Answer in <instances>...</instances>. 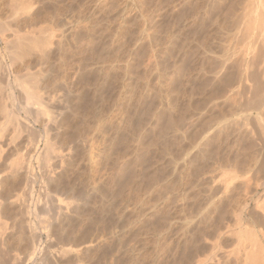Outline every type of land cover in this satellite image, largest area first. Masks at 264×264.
Segmentation results:
<instances>
[{
  "label": "rangeland",
  "instance_id": "374dc122",
  "mask_svg": "<svg viewBox=\"0 0 264 264\" xmlns=\"http://www.w3.org/2000/svg\"><path fill=\"white\" fill-rule=\"evenodd\" d=\"M28 1L13 29L54 35L12 69L38 76L48 118L14 90L28 127L12 161L35 132L52 160L32 158L27 185L12 162V257L32 246L13 227L26 202L29 264H247L264 234V0Z\"/></svg>",
  "mask_w": 264,
  "mask_h": 264
},
{
  "label": "bare ground",
  "instance_id": "6f19581e",
  "mask_svg": "<svg viewBox=\"0 0 264 264\" xmlns=\"http://www.w3.org/2000/svg\"><path fill=\"white\" fill-rule=\"evenodd\" d=\"M3 2H4L3 3L4 8L2 10H4L6 7L7 11H2V12H6V13H4V15H2L3 13L0 15V16H5L4 18L3 17L0 18V264H13L15 260H16V263H14V264H29L30 262H33V260H35V258H36L35 256H36V251H37L36 249L37 248H35L34 241H36L39 238V236H38L37 232L34 231V229L31 228V226H30L31 222L29 223V220H28L29 218L27 217V214L28 215L30 214L28 209L31 208L32 206L30 207L29 205L24 204L26 202H24L22 206L20 205V208L19 209L17 208L18 210L14 214L15 216L13 217V219H14L13 220V227H14V229H16L15 230L16 233L15 232H13V233H15L17 235V238L21 241L24 239L23 237L26 236L25 234H29L28 238L32 242V246H31L30 251L28 253H26L23 257L17 258V255H15L16 257H12V171H13L12 170L13 169L12 168V164H13L12 162L15 161L13 164L15 166L13 173L15 171H17L18 173H16V172L15 173L18 175L20 173L24 174L25 175L24 176L25 177V185H27V183H29L28 181L30 180L29 178H27V175H29L31 173V170L33 171V167L31 166L32 158L45 163V161L47 159L48 160L51 159L50 158L51 153L49 154V158H47L48 157L47 154H48V149H50L52 152V148L50 146H49L50 148L48 147V141H47V139L49 137L47 135L48 133L46 135H44L43 133H40V132L36 133L35 131L32 130L33 132H35L34 134H37V135H35L36 140L35 139L33 140V138H32L33 141H36L35 144L31 143L30 140H28V141H30L31 145L27 144L29 142L26 143L25 141H21V143L23 144V145L21 144V147H23V149L20 146L15 147V150H16L15 152H16V154H18L21 150H23L22 151L23 154H21V156L19 154L20 157L18 156L19 157L18 161L15 159L12 161V158H13L12 154L14 153V152L12 153V150H14L12 145L17 146L16 144L18 142H20V141L17 142V140L15 141V137L19 136V134H21V132L27 131V127H28V125H26V124H28L26 122L27 120L24 122L22 120L23 118L19 119V117H17L18 114L16 115V112L13 111L14 109H12L15 106V103L13 102L14 105L12 107V97L14 95V90H17V93H19L21 99L22 98L24 99L23 104L20 105L21 109H22L23 113L24 112L27 113L26 115H29L31 117V119H34V118H32L33 116H36V117L40 116L39 118H41V116H43L45 113H47L46 107H45L46 105L44 103L45 101L43 100L44 99L43 95H42L43 93L41 94L42 90L41 91L40 90L33 91V89H32L33 88L32 87V81H34L35 78H37L38 76L37 77L34 76L35 78H33V73H29L31 70H30L29 65L27 66V64L25 67H27V70L29 68V70H28L29 72H27L26 68L24 71L23 66H22V69L19 66L17 67V68L21 69L20 71H19V69L17 70L16 68H15L16 70H14V68L12 69V66H13L14 61H17L18 58L20 59L19 54L22 52V50L24 49V51H25V48L27 49V47H30L31 49L34 48V50L37 49L40 52L39 55L41 56V61H42V58L45 56L44 55V48H45L44 45L46 46L48 41H50V39L52 38L51 35H54V34L48 35L49 32L46 33V31H45L46 29L43 30V27H42V24L44 23L43 21H42L43 23L41 24L42 28L39 26V28L37 30H35V28H34L35 26L33 27V24L35 22L34 21L33 24L30 25L31 27L29 26V31H25L22 34V32H20V29L18 31L19 26L17 27V30L15 31V29H13L11 21H13L12 19H14V17L18 15L19 11H22L28 7L29 1L28 0H6V3H5V0H4ZM0 7H1V5H0ZM25 10H24V12H25ZM28 10H29V8H28ZM28 12H30V11H28ZM19 13L21 14V12H19ZM26 15H28V13ZM32 17H34V16H31V18ZM16 18H15V21H16ZM29 20H31V19H29ZM29 22L27 21V23H28L27 25H29ZM31 22H32V20H31ZM36 23H38V22H36ZM17 25H19V24H17ZM36 25H38V24H36ZM25 26H26V24H25ZM22 28H23V26H22ZM52 33H53V31H52ZM56 35H55V37H56ZM50 36H51V38H49ZM38 51H37V53H39ZM26 52H23V53H26ZM22 58L24 59V57H22ZM41 61L39 60V62H41ZM15 64H17V63H15ZM39 64L43 65L42 63H39ZM30 74H32V75H30ZM36 83H35V86L38 85V84L36 85ZM19 103H18V105H19ZM21 103H22V101H21ZM47 111L49 112L48 109H47ZM46 115H44V116H46ZM52 117H51V119H52ZM26 118H29V117L26 116ZM46 118H48V117L46 116ZM36 119L34 120V122L36 121ZM42 119H43V117H42ZM48 121H50V120H48ZM52 121H54V120H52ZM43 123H44V120H43ZM43 123L42 124L40 123V125L43 126ZM32 131L30 130V132H32ZM41 131H43V129H41ZM44 133H46V132H44ZM32 134L30 133V135H32ZM28 137H29V134H28ZM16 139H18V137ZM23 140H25V139H23ZM23 142H25L26 144H24ZM57 154H59V153H57ZM57 154H55L56 157H57ZM55 155L53 154L54 157H55ZM13 156H15V155H13ZM57 158H55V159H57ZM59 160H60V157H59ZM54 161H57V160H54ZM33 163H34V161H33ZM46 163H48V162L46 161ZM43 173H45V172H43ZM263 178H264V170H263ZM224 184H225L224 187L226 188L228 186V182H225ZM27 187L28 186H26L24 188H27ZM25 195H27V194L25 193ZM24 197L26 198V196H24ZM51 198H53V197H51ZM54 202H55V200H54ZM57 202H58V200H57ZM60 202L61 201L59 199V203ZM39 206H41V205L39 204ZM53 206H55V205H53ZM33 208H34V206H33ZM40 209H42V207ZM36 211H34L35 214H36ZM262 212H263V217H264V204H263V211ZM31 213H32V211H31ZM261 230H263V229H261ZM26 238H27V236H26ZM261 238H262L261 241L258 242V245H257L258 246L257 252H249L248 254H246L247 257L245 256V259H244L245 262L243 261V263H246L247 260H249L251 264H264V234H262ZM215 247H216V245H215ZM235 255H238V254H235ZM248 262H247V264H249Z\"/></svg>",
  "mask_w": 264,
  "mask_h": 264
}]
</instances>
